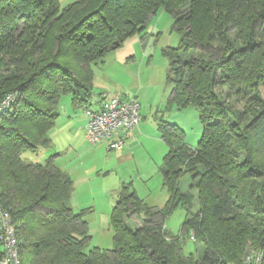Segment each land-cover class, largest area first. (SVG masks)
Returning <instances> with one entry per match:
<instances>
[{"label":"trees","instance_id":"obj_1","mask_svg":"<svg viewBox=\"0 0 264 264\" xmlns=\"http://www.w3.org/2000/svg\"><path fill=\"white\" fill-rule=\"evenodd\" d=\"M159 10L173 19L177 47L164 49L168 105H194L202 123L192 148L176 124L158 121L168 149L161 165L167 198L150 206L122 185L111 209L113 247L89 246L86 209L74 213L72 178L48 147L62 94L88 103L92 65L140 32ZM181 51L189 52L184 59ZM249 95L234 107L218 90ZM264 0H0V208L20 238V264H264ZM188 174L186 191L179 187ZM195 190V193H194ZM185 210L174 235L165 220ZM42 209V210H38ZM140 219L131 226L128 218ZM204 252L186 253L188 241Z\"/></svg>","mask_w":264,"mask_h":264},{"label":"rangeland","instance_id":"obj_2","mask_svg":"<svg viewBox=\"0 0 264 264\" xmlns=\"http://www.w3.org/2000/svg\"><path fill=\"white\" fill-rule=\"evenodd\" d=\"M59 1L65 5L74 0ZM172 23L171 15L159 10L149 18L143 30L127 37L120 47L105 53L101 62L92 65V101L102 98V94L137 95L143 105L147 137L142 134L141 138L130 137L122 146V152L131 157L118 156L121 151L107 152L104 142L93 144L88 141L85 130L77 127V119L67 117L71 110L68 94L60 96L59 115L48 132L51 144L36 151L21 152L22 159L33 162H43L48 156L59 153L57 163L69 168L74 181L71 200L74 213L86 209L83 219L87 221L92 236L88 247H113L110 215L122 185H130L148 205L159 207L164 204L166 192L161 186L159 168L168 146L159 138L158 121L173 123L181 128L183 142L189 147H196L201 137L202 123L196 107L188 105L177 109L174 104L167 103L171 85L166 79L169 60L164 49L177 47L180 41V35L172 28ZM180 54L185 59L189 52L181 51ZM218 90L234 107L244 108L249 95L235 94L226 86ZM260 92L264 96V86L260 87ZM69 121H74L73 125ZM189 183V175H182L179 182L181 191H186ZM135 217L132 215L128 218L132 227L141 224L139 218ZM184 217L185 210L180 206L175 208L165 220L167 230L178 234ZM183 251L201 257L204 244L188 240Z\"/></svg>","mask_w":264,"mask_h":264},{"label":"built area","instance_id":"obj_3","mask_svg":"<svg viewBox=\"0 0 264 264\" xmlns=\"http://www.w3.org/2000/svg\"><path fill=\"white\" fill-rule=\"evenodd\" d=\"M9 99L0 103V112ZM85 135L93 144L107 142V149H120L124 137L137 128L140 104L135 97L102 94L101 105L97 110H87ZM20 238L8 211L0 208V264H20ZM244 264H260V254L248 255Z\"/></svg>","mask_w":264,"mask_h":264},{"label":"crops","instance_id":"obj_4","mask_svg":"<svg viewBox=\"0 0 264 264\" xmlns=\"http://www.w3.org/2000/svg\"><path fill=\"white\" fill-rule=\"evenodd\" d=\"M122 97H125V96H122ZM136 99H137V101L139 102V104H140V116H141V119H140V122H139V126H137V128H135L133 131H131V132H129L125 137H124V142L126 141V140H129V138L130 137H136L137 136V138H141L140 136H141V134L142 135H145L146 137H147V131L145 130V128H146V120H145V115H144V113H142V108H143V105H141V103H140V101L138 100V96L137 95H135L134 96ZM70 101H71V99H70ZM100 105H101V98H97V100H94V101H92V95H91V93H90V97H89V101H88V103L87 104H85L84 106H78V105H73L72 103H71V110L70 111H68V114H67V117H69V118H76L77 120H76V122H78V128H80V129H83V130H85V128H86V123H87V113H86V111L87 110H97V109H99L100 108ZM70 114H72V116L70 115ZM72 122H74V121H72ZM72 122L71 121H69V123L71 124V125H73L72 124ZM158 124V123H157ZM157 131H158V127H157ZM158 135H159V132H158ZM160 139H161V137H159ZM49 140H50V138H49ZM162 140V139H161ZM101 142H104L105 144H106V146H107V142L106 141H101ZM162 142H164L163 140H162ZM128 143V142H127ZM127 143H126V145H127ZM130 143V142H129ZM50 144H51V140H50ZM49 144V145H50ZM125 144V143H124ZM123 144V145H124ZM164 144H166L165 142H164ZM130 145V144H129ZM123 147H121L120 149H112V150H108L107 148H106V151L107 152H110V151H121V153L118 155V156H121V157H125V156H130L131 157V155L129 154H126V153H123L122 151H123ZM36 151V150H35ZM123 153V154H122ZM52 156V158H53V162H54V164L56 165V166H58V167H60L63 171H65L70 177H71V174H70V172L68 171L69 170V168L64 164V165H59L58 163H57V161H58V156H59V153H56V154H54V155H51ZM48 157H50V156H48ZM47 157V158H48ZM46 159V158H45ZM38 162H40V161H38ZM161 165H162V163H161ZM161 165H160V168H159V170H160V174H161ZM73 180V179H72ZM73 184H74V181H73ZM161 186H162V178H161ZM162 188H163V186H162ZM164 189V188H163ZM134 190V189H133ZM74 191V190H73ZM135 191V190H134ZM164 191H165V189H164ZM136 192V191H135ZM166 192V191H165ZM73 194V193H72ZM137 194V193H136ZM166 198H167V193H166ZM71 200H72V195H71V197H70V201H69V203H70V207L72 208V210L74 211V209L75 208H73V206L71 205ZM116 200H117V198H116ZM115 200V201H116ZM165 202V201H164ZM151 206V205H150ZM156 206V205H155ZM83 210V209H82ZM79 212V211H78ZM135 217V216H134ZM136 218V217H135ZM138 219V218H137ZM140 220V219H139ZM139 223H140V221H139Z\"/></svg>","mask_w":264,"mask_h":264}]
</instances>
